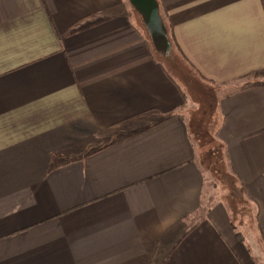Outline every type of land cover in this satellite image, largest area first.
I'll return each mask as SVG.
<instances>
[{"label":"crops","instance_id":"0c3cea01","mask_svg":"<svg viewBox=\"0 0 264 264\" xmlns=\"http://www.w3.org/2000/svg\"><path fill=\"white\" fill-rule=\"evenodd\" d=\"M158 3L167 43L129 0H0V264H264V0ZM206 97L253 229L206 193Z\"/></svg>","mask_w":264,"mask_h":264},{"label":"rangeland","instance_id":"374dc122","mask_svg":"<svg viewBox=\"0 0 264 264\" xmlns=\"http://www.w3.org/2000/svg\"><path fill=\"white\" fill-rule=\"evenodd\" d=\"M212 102L210 97H206L194 106L190 129L197 146L199 162L207 176L206 193L213 203L218 202L221 195L227 196L235 221L253 229L255 226L252 220L255 218V212L245 204L240 192L235 190L233 180L225 166L223 146L216 141V128L220 117Z\"/></svg>","mask_w":264,"mask_h":264},{"label":"water","instance_id":"95a60500","mask_svg":"<svg viewBox=\"0 0 264 264\" xmlns=\"http://www.w3.org/2000/svg\"><path fill=\"white\" fill-rule=\"evenodd\" d=\"M130 4L143 18L153 42L163 43L167 40V30L160 16L158 0H129ZM166 42V41H165Z\"/></svg>","mask_w":264,"mask_h":264},{"label":"trees","instance_id":"16d2710c","mask_svg":"<svg viewBox=\"0 0 264 264\" xmlns=\"http://www.w3.org/2000/svg\"><path fill=\"white\" fill-rule=\"evenodd\" d=\"M167 30V29H166ZM167 34H168V31H167ZM239 234V233H238ZM239 236V238L241 239V236H240V234L238 235Z\"/></svg>","mask_w":264,"mask_h":264}]
</instances>
